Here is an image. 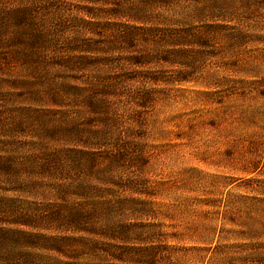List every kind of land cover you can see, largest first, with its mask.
Masks as SVG:
<instances>
[{"label":"rangeland","instance_id":"1","mask_svg":"<svg viewBox=\"0 0 264 264\" xmlns=\"http://www.w3.org/2000/svg\"><path fill=\"white\" fill-rule=\"evenodd\" d=\"M145 1L164 17L234 2L264 24V0H0V163L11 164L0 169V231L36 236L44 254L81 235L59 209L91 199L88 213L114 206L92 222L155 234L172 249L167 264H264V32L232 51L216 36L190 47L187 68L140 60L144 34L136 50L121 34ZM28 14L33 26L14 19ZM213 20L189 24L203 31ZM23 28L35 39H18ZM74 151L121 164L90 174L75 169ZM58 152L59 166L45 169Z\"/></svg>","mask_w":264,"mask_h":264},{"label":"trees","instance_id":"2","mask_svg":"<svg viewBox=\"0 0 264 264\" xmlns=\"http://www.w3.org/2000/svg\"><path fill=\"white\" fill-rule=\"evenodd\" d=\"M151 5L148 1L143 2V6H140L141 11H136L132 18L133 21L138 23L135 24L137 26L128 29L129 32L121 34L125 35L126 45L132 50H136L138 47L136 39L138 33L144 34L142 40L146 48L140 53L138 58L140 60L162 59V61L164 60L170 64L187 68L189 64L186 60V50L190 47L204 50L209 47V42L215 36L225 40L224 47L230 51L246 46L250 42L262 41L260 39L263 38L264 27L262 25L264 24H260L249 15H239V12H236L237 8L234 6V2L220 1V3L212 4V6L198 8L195 6L193 16L184 14L176 17H164L160 13L149 16L152 13L147 9ZM27 11H22V14ZM209 15L213 19L216 18V20H213V24L205 26L203 31L197 30L195 26H190L189 23H199L205 16ZM157 17L158 22L162 23L160 26H156V22L152 20ZM14 19L19 23L26 22L29 26H33V16L29 14ZM4 26L6 25L2 23L1 28ZM22 32L31 34L35 39V35L24 28L21 30L18 39L23 38L24 34ZM154 35L159 36V38H150ZM257 38L259 40H256ZM157 47L166 50L158 53L156 52ZM193 65L191 63L192 67ZM101 108L94 107L93 109ZM62 155L63 152L53 154L51 160L46 162L45 169L52 167L54 170L59 166ZM69 157L74 161L76 159L77 167L75 169L85 170L90 174L101 172L99 165L105 160L110 161L105 168L102 167V170L107 171V173H109L110 168L120 162L116 160L117 156L108 159L93 152L85 151L71 152ZM82 162H85V164ZM10 165V163L2 162V164L0 163V169L8 170L11 168ZM35 167L36 165L30 168L36 169ZM130 186L134 187V184ZM72 188L76 192L75 196H79V198H84L87 195L86 187L77 186L74 188L72 185ZM91 201V199H88L85 208L82 209L71 206H64L59 209V219L63 218L62 221L70 226V231L81 235L79 238L74 236L59 238V243L51 246L44 244L46 245L45 249L48 250L44 254L35 252L40 241L36 236H32L34 239H30V237L26 238L27 235L19 237L16 233L13 235L11 232L0 231V264H95L96 260L90 259L97 257L103 259L102 264H167V260L172 255V249L164 244L153 242L155 234H146L143 232L144 228L142 229L138 225L122 224L115 227L113 222L106 220L103 222L104 226L100 227L92 222V212L88 213L86 206L88 209H96L97 204ZM113 209L112 204L105 203L104 206L101 205L99 213H95L94 210L92 214L98 216L106 215V213L111 214ZM91 234L92 237H89ZM198 241L205 245L211 244V241L208 242L202 240V238H199ZM88 256L90 257L88 258Z\"/></svg>","mask_w":264,"mask_h":264}]
</instances>
